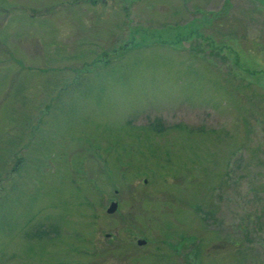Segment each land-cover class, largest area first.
I'll return each mask as SVG.
<instances>
[{
  "label": "rangeland",
  "instance_id": "1",
  "mask_svg": "<svg viewBox=\"0 0 264 264\" xmlns=\"http://www.w3.org/2000/svg\"><path fill=\"white\" fill-rule=\"evenodd\" d=\"M262 1L0 0V264H264Z\"/></svg>",
  "mask_w": 264,
  "mask_h": 264
},
{
  "label": "water",
  "instance_id": "2",
  "mask_svg": "<svg viewBox=\"0 0 264 264\" xmlns=\"http://www.w3.org/2000/svg\"><path fill=\"white\" fill-rule=\"evenodd\" d=\"M116 206H117V203L113 202V203L110 204V206L107 208V210L110 211V212H113V211H115Z\"/></svg>",
  "mask_w": 264,
  "mask_h": 264
},
{
  "label": "flooded vegetation",
  "instance_id": "3",
  "mask_svg": "<svg viewBox=\"0 0 264 264\" xmlns=\"http://www.w3.org/2000/svg\"><path fill=\"white\" fill-rule=\"evenodd\" d=\"M262 8L264 9V0L262 1ZM232 36V35H231ZM234 37H237L236 35H233ZM170 236H172V234L170 235ZM170 241H174V240H172V238L170 237V239H169Z\"/></svg>",
  "mask_w": 264,
  "mask_h": 264
}]
</instances>
